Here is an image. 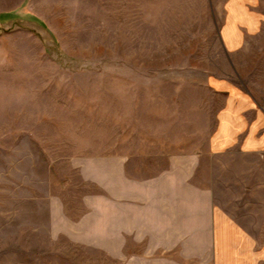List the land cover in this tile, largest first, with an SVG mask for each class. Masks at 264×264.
<instances>
[{
  "label": "rangeland",
  "instance_id": "rangeland-1",
  "mask_svg": "<svg viewBox=\"0 0 264 264\" xmlns=\"http://www.w3.org/2000/svg\"><path fill=\"white\" fill-rule=\"evenodd\" d=\"M5 8L0 264H118L115 192L143 191L154 176L147 164L160 165L179 142L186 150L204 142L191 130L189 84L161 79L184 69L171 65L176 52L161 49L175 4L26 0ZM263 166L249 162L243 179L256 181ZM166 247L142 241L132 252L159 256Z\"/></svg>",
  "mask_w": 264,
  "mask_h": 264
},
{
  "label": "crops",
  "instance_id": "crops-1",
  "mask_svg": "<svg viewBox=\"0 0 264 264\" xmlns=\"http://www.w3.org/2000/svg\"><path fill=\"white\" fill-rule=\"evenodd\" d=\"M25 2L0 0V10ZM164 2L176 11L166 12L161 49L184 69L161 79L189 84L191 130L204 142H179L147 164L154 176L143 191L115 192L114 255L118 264H264V166L256 181L243 179L249 162L264 164V0ZM142 241L167 247L133 255Z\"/></svg>",
  "mask_w": 264,
  "mask_h": 264
}]
</instances>
